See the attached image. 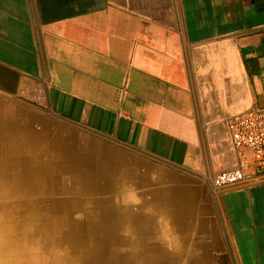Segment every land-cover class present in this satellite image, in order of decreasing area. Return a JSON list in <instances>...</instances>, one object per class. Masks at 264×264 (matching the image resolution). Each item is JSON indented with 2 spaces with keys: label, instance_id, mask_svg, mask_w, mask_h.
Returning <instances> with one entry per match:
<instances>
[{
  "label": "crops",
  "instance_id": "crops-1",
  "mask_svg": "<svg viewBox=\"0 0 264 264\" xmlns=\"http://www.w3.org/2000/svg\"><path fill=\"white\" fill-rule=\"evenodd\" d=\"M253 108L264 0H0V264H264Z\"/></svg>",
  "mask_w": 264,
  "mask_h": 264
},
{
  "label": "built area",
  "instance_id": "built-area-1",
  "mask_svg": "<svg viewBox=\"0 0 264 264\" xmlns=\"http://www.w3.org/2000/svg\"><path fill=\"white\" fill-rule=\"evenodd\" d=\"M237 164L209 179L216 191L264 181V109L253 108L227 120Z\"/></svg>",
  "mask_w": 264,
  "mask_h": 264
},
{
  "label": "rangeland",
  "instance_id": "rangeland-1",
  "mask_svg": "<svg viewBox=\"0 0 264 264\" xmlns=\"http://www.w3.org/2000/svg\"><path fill=\"white\" fill-rule=\"evenodd\" d=\"M33 237V236H32ZM34 239L37 238V237H33ZM33 238H30V241H32ZM0 247H1V244H0ZM28 248H33V246H26Z\"/></svg>",
  "mask_w": 264,
  "mask_h": 264
}]
</instances>
